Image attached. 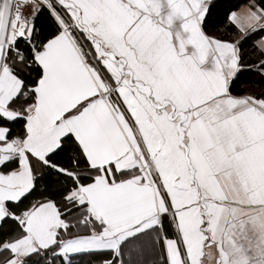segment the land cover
Returning <instances> with one entry per match:
<instances>
[{
  "label": "snow or ice",
  "instance_id": "snow-or-ice-1",
  "mask_svg": "<svg viewBox=\"0 0 264 264\" xmlns=\"http://www.w3.org/2000/svg\"><path fill=\"white\" fill-rule=\"evenodd\" d=\"M0 264H264V0H0Z\"/></svg>",
  "mask_w": 264,
  "mask_h": 264
},
{
  "label": "trees",
  "instance_id": "trees-1",
  "mask_svg": "<svg viewBox=\"0 0 264 264\" xmlns=\"http://www.w3.org/2000/svg\"><path fill=\"white\" fill-rule=\"evenodd\" d=\"M224 2L234 6V10H237L240 7L246 5L248 3V0H224ZM239 87L242 89H250L253 92L260 91V87L254 85L250 80H245L241 85H239Z\"/></svg>",
  "mask_w": 264,
  "mask_h": 264
},
{
  "label": "crops",
  "instance_id": "crops-1",
  "mask_svg": "<svg viewBox=\"0 0 264 264\" xmlns=\"http://www.w3.org/2000/svg\"><path fill=\"white\" fill-rule=\"evenodd\" d=\"M245 6V5H244ZM243 7V6H242ZM242 7H240L239 9H237V10H240Z\"/></svg>",
  "mask_w": 264,
  "mask_h": 264
},
{
  "label": "rangeland",
  "instance_id": "rangeland-1",
  "mask_svg": "<svg viewBox=\"0 0 264 264\" xmlns=\"http://www.w3.org/2000/svg\"><path fill=\"white\" fill-rule=\"evenodd\" d=\"M255 90V89H254Z\"/></svg>",
  "mask_w": 264,
  "mask_h": 264
}]
</instances>
